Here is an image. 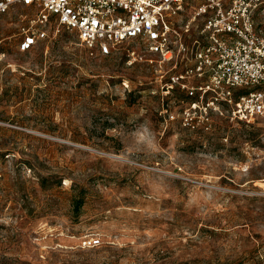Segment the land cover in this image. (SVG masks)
Wrapping results in <instances>:
<instances>
[{
    "label": "rangeland",
    "instance_id": "rangeland-1",
    "mask_svg": "<svg viewBox=\"0 0 264 264\" xmlns=\"http://www.w3.org/2000/svg\"><path fill=\"white\" fill-rule=\"evenodd\" d=\"M32 16L0 21V264H264V120L171 88L139 39L20 52Z\"/></svg>",
    "mask_w": 264,
    "mask_h": 264
},
{
    "label": "built area",
    "instance_id": "built-area-1",
    "mask_svg": "<svg viewBox=\"0 0 264 264\" xmlns=\"http://www.w3.org/2000/svg\"><path fill=\"white\" fill-rule=\"evenodd\" d=\"M187 1L191 17L180 28L174 18ZM16 5L33 9L20 52L46 40L50 30L73 32L100 56L139 39L161 63H183L171 88L208 107H228L237 121L264 120V0H0V21ZM84 243L95 247L100 240Z\"/></svg>",
    "mask_w": 264,
    "mask_h": 264
}]
</instances>
